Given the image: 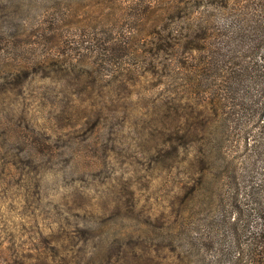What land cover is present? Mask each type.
I'll use <instances>...</instances> for the list:
<instances>
[{
	"label": "rangeland",
	"instance_id": "374dc122",
	"mask_svg": "<svg viewBox=\"0 0 264 264\" xmlns=\"http://www.w3.org/2000/svg\"><path fill=\"white\" fill-rule=\"evenodd\" d=\"M226 2L0 0V264H264L170 229L182 61ZM45 54L71 65L4 76Z\"/></svg>",
	"mask_w": 264,
	"mask_h": 264
},
{
	"label": "trees",
	"instance_id": "16d2710c",
	"mask_svg": "<svg viewBox=\"0 0 264 264\" xmlns=\"http://www.w3.org/2000/svg\"><path fill=\"white\" fill-rule=\"evenodd\" d=\"M218 11L182 61L185 112L174 107L168 141L184 193L170 229L182 228L199 260H264V0H234ZM57 65L70 67L69 54L2 71Z\"/></svg>",
	"mask_w": 264,
	"mask_h": 264
}]
</instances>
